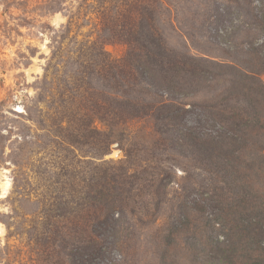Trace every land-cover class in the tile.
Returning a JSON list of instances; mask_svg holds the SVG:
<instances>
[{"label":"rangeland","instance_id":"rangeland-1","mask_svg":"<svg viewBox=\"0 0 264 264\" xmlns=\"http://www.w3.org/2000/svg\"><path fill=\"white\" fill-rule=\"evenodd\" d=\"M142 9L168 51L194 59L193 75L170 85L156 70L140 77L143 59L122 66L123 34L136 31ZM262 55L264 0H0V264L264 258L249 230L264 223V171L246 169L244 150L237 172L221 177L181 139L185 127L230 136V83L212 77L213 63L262 72ZM256 110L262 127L248 140L262 144L264 101ZM104 168L98 183L113 202L94 216L110 226L89 246L76 203L95 195L88 180ZM249 185L252 215L238 203Z\"/></svg>","mask_w":264,"mask_h":264},{"label":"trees","instance_id":"trees-1","mask_svg":"<svg viewBox=\"0 0 264 264\" xmlns=\"http://www.w3.org/2000/svg\"><path fill=\"white\" fill-rule=\"evenodd\" d=\"M151 12V10L143 11V9L139 11L140 24L136 26V31L129 30L127 33L123 34L125 42H128L130 45V49L123 58L122 66L127 67L129 70H133V61L143 59L144 63L137 71L140 77L144 76L143 73H148L147 71L149 70H156L158 73L165 76V78L167 75H170V85L172 83V79L176 78L180 72H187L188 74L193 75L196 70L194 59H192V57L182 58L173 55L165 48L156 31L150 28L148 30V28L144 26L143 22L148 19L147 14L151 15ZM101 16L104 17L105 21L106 14H102ZM122 26L126 27L125 25ZM262 62L264 63V55L261 57V63ZM213 65L217 68V70L211 73L212 77L224 78L230 83V91L228 95L225 96L227 98L223 97V99H232V104L227 111L228 115L225 118L227 124L229 125L227 129L230 136L226 137L223 134H218L216 139V137L207 133L203 139L200 133L198 134L196 132V129H192V127H185V132L181 135V139L189 146V150L194 155L196 161L201 163L202 167L206 168L207 171H212L215 169L214 167H216V165H219L221 168L218 169L217 172H220V175H222L221 177H223V174L225 177L229 174L237 172L235 166L237 165L241 153L244 150L249 151V163L247 164L246 169H250V171L255 174L258 171L263 172L264 153L262 152L264 151V143L250 142L248 140V132H257L262 127V125L259 124L256 107L260 105L261 101H264V84L258 77V74H264V67L261 72L257 68L252 66L247 67L245 64H240L239 62L213 63ZM111 77L114 78L115 74H112ZM181 93L185 92L183 91ZM132 105L137 106V104ZM162 105L164 106V103H162ZM219 106H222V104ZM222 112L225 113L226 111ZM220 115L222 116V114ZM222 121L223 120H218L217 122L221 123ZM256 125L259 126L257 130H255ZM107 171L108 170L104 168L101 169V174H99V172L90 174L88 183L92 182L94 184L93 186H89L90 192L96 189V193L95 195L89 196L88 199L84 195L83 201L76 203V205H84L83 209L86 213V223H90V225L86 228L89 230V232H87V234H89V246H91L92 242H94L95 238L93 237L103 234L107 229V226H110L108 222L101 221L99 216H94L95 209L97 211H108L113 202L112 193L106 189V184L104 182L98 183V180L104 178ZM97 185L104 187L105 190H107V194L100 190ZM69 190L70 192H66V194H71V196L70 198H66L65 201L71 203L73 197V192L71 191L73 190ZM249 192L250 185L249 189L243 193L241 198H238L240 200L238 203L245 202L246 205L243 209L246 210L247 214L252 215L253 213L251 214V209L253 207H247V205L251 202ZM69 208L70 206L65 208V210H63V208L60 209L66 211L69 210ZM235 208L233 210L234 212H236ZM261 210H264V205L263 208L261 207ZM242 212L244 213L243 210ZM91 214L92 218L90 217ZM248 223L251 225L250 221ZM251 226L249 228V230H251L250 234L252 237L253 235L257 236L256 241L258 244H255V247H258L261 252H264V223H261V225L259 224L256 228H252ZM251 258L252 259L249 264H264V258H256L252 256ZM248 259H250L249 256L246 257V260Z\"/></svg>","mask_w":264,"mask_h":264},{"label":"bare ground","instance_id":"bare-ground-1","mask_svg":"<svg viewBox=\"0 0 264 264\" xmlns=\"http://www.w3.org/2000/svg\"><path fill=\"white\" fill-rule=\"evenodd\" d=\"M2 186H5V183H3ZM3 189H4V188H3ZM2 191H3V190H2ZM2 193H4V191H3ZM2 195H3V194H2Z\"/></svg>","mask_w":264,"mask_h":264}]
</instances>
